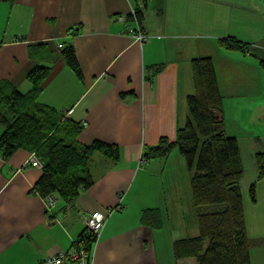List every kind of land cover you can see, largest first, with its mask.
I'll return each instance as SVG.
<instances>
[{"label":"crops","instance_id":"1","mask_svg":"<svg viewBox=\"0 0 264 264\" xmlns=\"http://www.w3.org/2000/svg\"><path fill=\"white\" fill-rule=\"evenodd\" d=\"M137 8L149 35L143 45L134 39L138 24L121 20ZM223 38L256 47L258 56L221 47ZM68 45L74 47L82 79L62 55ZM199 57L214 61L227 133L228 126L242 125L251 115L245 100L264 102V0L0 1V83L27 94L32 89L27 74L48 67L38 102L80 123L79 143L101 140L121 151L118 162L94 152L93 186L75 206L57 199L50 213L33 192L42 168L27 164L31 151L0 156V264H38L75 248L86 228L84 217L111 209L92 250L93 264H198L195 258L175 260L172 251L176 240L197 235L189 226L196 210L186 196L185 160L176 149L144 166L140 159L161 137L174 140L186 125V99L195 92L191 60ZM256 116L264 124V108ZM249 125L251 130L241 133L258 134L259 141L247 152L239 131L230 136L240 146V185L252 240L253 222L262 229L254 233L264 239V178L257 182L255 203L249 191L258 178L255 156L264 153V131L255 133ZM3 132L0 125V136ZM248 203L261 210L260 221L247 215ZM253 249L260 255L264 244Z\"/></svg>","mask_w":264,"mask_h":264},{"label":"trees","instance_id":"2","mask_svg":"<svg viewBox=\"0 0 264 264\" xmlns=\"http://www.w3.org/2000/svg\"><path fill=\"white\" fill-rule=\"evenodd\" d=\"M0 1L12 3L14 0ZM136 17L141 25L143 13L139 8ZM126 20L133 21L134 17L127 15ZM219 44L227 50L258 56L256 47L233 38H223ZM62 55L66 64L82 79L73 45L65 47ZM260 65L264 71V58L260 59ZM191 71L195 92L186 99V125L177 129L174 140L161 137L157 145L146 149L142 158L148 161L164 159L176 149L190 174L199 234L173 243L175 260L195 258L198 264H250L252 244L247 233L240 185L244 167L237 139L225 132L223 96L214 61L211 57L194 58ZM49 72L48 67L31 70L27 80L32 89L27 94L7 82L0 83V125L4 128L0 136V156L9 159L21 148L36 152L42 163V175L33 192L43 199L53 195L67 205L75 206L81 193L95 182L91 155L101 152L118 162L121 151L117 144L101 140L90 145L79 143L77 138L83 129L80 123L64 118L38 102ZM126 96V93L121 94L122 98ZM255 162L259 174L250 186L253 203L256 202L257 182L264 178V153L256 154ZM213 204L224 205V208L203 211L205 206ZM157 219V227H160L161 222ZM94 243L95 238L85 228L73 246L84 245L90 251ZM259 244H264V240Z\"/></svg>","mask_w":264,"mask_h":264},{"label":"built area","instance_id":"3","mask_svg":"<svg viewBox=\"0 0 264 264\" xmlns=\"http://www.w3.org/2000/svg\"><path fill=\"white\" fill-rule=\"evenodd\" d=\"M131 15L134 17V20L138 26L135 30L134 39L137 43L143 45L148 39L149 35L146 30L139 24V21L136 17V11H132ZM121 20H126V17H121ZM59 47H62L60 45ZM84 127L87 126V123L83 124ZM149 163L148 160L143 158L140 160V165L144 166ZM27 164H30L33 167L42 168V163L37 156L36 152H31ZM121 200L123 197L121 196ZM57 198L53 195H49L44 198L45 207L48 213L52 212L55 207ZM112 210L105 211H95L84 217V223L87 228V232L93 235L95 238V243L100 238L103 230L105 229L107 218L110 215ZM95 243L92 247H94ZM93 250V248H92ZM92 250H88L86 246L81 245L77 248H72L68 251H61L56 255L49 256L48 258L40 261L38 264H93L92 262Z\"/></svg>","mask_w":264,"mask_h":264},{"label":"rangeland","instance_id":"4","mask_svg":"<svg viewBox=\"0 0 264 264\" xmlns=\"http://www.w3.org/2000/svg\"><path fill=\"white\" fill-rule=\"evenodd\" d=\"M248 79H251V76L247 77V81H248ZM245 101H246V103L244 104L245 110L250 111L251 115H249L248 117H245L242 121H240L242 123V125H239V124L236 125V123H233L232 127H231V125L228 126L227 133L230 136L231 134H234V131L235 132L239 131L238 132L239 138L241 140V143L243 144V147L245 148L244 151L247 152L249 150L250 146H252L253 144L257 143V141H259V139L257 138L258 134L255 135L254 137H251L253 134H250V137H248L247 133L242 134L241 132H242L243 128L247 129L248 131L251 130L249 122L254 125L253 131H255V133H259L260 130L264 131V124L261 122L258 123L259 120H257V116H256L257 110L260 108H264V102H260L258 100H253L254 102L251 103L250 102V101H252L251 99L245 100ZM252 109H254V110H252ZM253 111H254V113H252ZM141 159H142V157H141ZM246 168L249 171V167L246 166ZM250 184L251 183H249V185ZM190 185L191 184H190V179H189V182H187L186 196L189 193L188 197L191 198V203H192L191 206H192L193 205V198H192ZM223 208H224V205L213 204V205L205 206L203 208V211H216V210H221ZM246 210H247V215L249 217H256L257 220L260 221V218H259V215L261 213L260 209L256 210L253 206H250V204L248 203ZM189 226H192V227L194 226V229L192 230V232H193V234H197L196 236H198L199 228H198V223H197V216H196V213L194 211L192 212V216L191 215L189 216ZM252 227L255 230V233H256V231L260 232L262 230V229H260L261 225H258L255 222L252 223ZM254 230H251V232H250V234H251L250 238L252 239V240H250L251 244H252V248H251L252 262H253V264H264V252H261L260 255H258L256 253V249H253V247L260 245L259 244L260 240H264V239L262 238V236L258 235L259 233L255 234Z\"/></svg>","mask_w":264,"mask_h":264}]
</instances>
